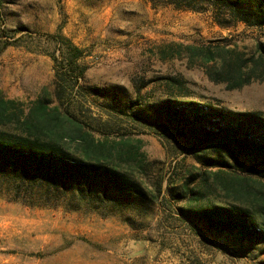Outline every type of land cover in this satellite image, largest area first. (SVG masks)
Listing matches in <instances>:
<instances>
[{
  "label": "rangeland",
  "instance_id": "rangeland-1",
  "mask_svg": "<svg viewBox=\"0 0 264 264\" xmlns=\"http://www.w3.org/2000/svg\"><path fill=\"white\" fill-rule=\"evenodd\" d=\"M0 28L14 43L0 53L1 96L24 114L45 101L49 113L56 110L61 119V134L129 144L145 157L146 187L160 189L152 216L139 230L116 217L34 209L0 195V264H264V245L240 247L225 238L206 237L179 216L178 209L187 203L169 195V187L180 192L190 176L201 172H219L227 180L252 177L264 184V168L254 171L242 161L204 168L171 134L111 115L105 100L88 95L92 88L103 94L118 89L119 102L138 98L148 104L170 96L163 87L166 78H182L183 93L190 96L184 100L264 116V82L229 91L210 82L201 66L190 65L184 50L227 42L252 56L256 44L264 46V29H221L208 13L144 0H1ZM58 35L84 54L80 64L86 72L76 98L55 94L51 56L59 50L51 36ZM1 129L17 133L14 124ZM198 181L190 187L197 188ZM207 182L213 191L202 203L222 204L221 185L211 177Z\"/></svg>",
  "mask_w": 264,
  "mask_h": 264
},
{
  "label": "trees",
  "instance_id": "trees-1",
  "mask_svg": "<svg viewBox=\"0 0 264 264\" xmlns=\"http://www.w3.org/2000/svg\"><path fill=\"white\" fill-rule=\"evenodd\" d=\"M144 1L208 13L221 29L236 25L264 29V0ZM3 30L0 53L14 45ZM51 41L59 50L58 56H51L55 94L58 99L76 98L86 72L80 64L83 51L59 35L51 36ZM255 49L248 56L227 42L184 47L190 65L201 66L210 82L225 85L229 91L264 82V46L258 43ZM163 87L170 96L148 104L138 98L119 102L118 89L103 94L92 88L88 95L105 100L111 115L171 134L186 151L195 153L196 162L204 168H227L230 162L239 165L241 161L254 171L264 168L261 113H234L184 100L190 96L183 93L187 88L182 78H166ZM135 91L138 94L140 89ZM55 111L49 113L46 102L39 101L24 114L17 103L0 94V195L29 208L116 217L133 230L142 229L160 198V189L151 191L142 181L147 176L144 155L129 144L123 147L125 142L111 144L91 134H61V119ZM11 124L17 133L1 129ZM42 131L52 134H38ZM221 175L201 172L190 176L180 192L169 187L172 200L187 203L178 209L179 216L208 238H225L240 247L264 245V184L252 177L227 180ZM209 177L221 185L222 204L202 203L213 191ZM196 181L198 187L191 188Z\"/></svg>",
  "mask_w": 264,
  "mask_h": 264
}]
</instances>
